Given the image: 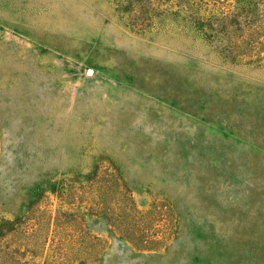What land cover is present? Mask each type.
<instances>
[{
	"label": "rangeland",
	"instance_id": "1",
	"mask_svg": "<svg viewBox=\"0 0 264 264\" xmlns=\"http://www.w3.org/2000/svg\"><path fill=\"white\" fill-rule=\"evenodd\" d=\"M104 170L139 212L170 208L161 247L82 193ZM48 214L101 241L73 264H264V60L230 61L183 15L137 30L117 0H0V219Z\"/></svg>",
	"mask_w": 264,
	"mask_h": 264
},
{
	"label": "trees",
	"instance_id": "2",
	"mask_svg": "<svg viewBox=\"0 0 264 264\" xmlns=\"http://www.w3.org/2000/svg\"><path fill=\"white\" fill-rule=\"evenodd\" d=\"M117 1L123 4L137 30L148 27L150 15H183L230 61L264 60V8L254 3L239 4L228 0ZM81 189L93 199L95 209L103 213L117 233L133 247L142 250L163 245L172 216L167 205H155L147 213L139 212L133 197L121 188L115 173L108 170L95 174L93 180ZM61 196L63 201L72 197L69 193ZM29 216L13 221L0 219V264H73L78 259L86 263L102 246L97 238L81 229L75 230L72 219L60 222L50 214ZM159 222H165L166 226ZM63 228L72 232L62 234L60 230ZM35 258L42 261H32Z\"/></svg>",
	"mask_w": 264,
	"mask_h": 264
},
{
	"label": "water",
	"instance_id": "3",
	"mask_svg": "<svg viewBox=\"0 0 264 264\" xmlns=\"http://www.w3.org/2000/svg\"><path fill=\"white\" fill-rule=\"evenodd\" d=\"M87 74H89V75L92 74V70L88 69Z\"/></svg>",
	"mask_w": 264,
	"mask_h": 264
}]
</instances>
